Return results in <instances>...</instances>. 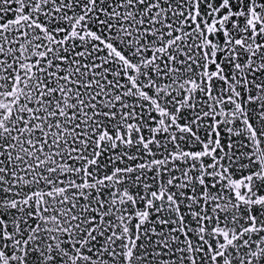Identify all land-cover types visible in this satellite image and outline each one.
<instances>
[{"label": "snow or ice", "instance_id": "snow-or-ice-1", "mask_svg": "<svg viewBox=\"0 0 264 264\" xmlns=\"http://www.w3.org/2000/svg\"><path fill=\"white\" fill-rule=\"evenodd\" d=\"M0 264H264V0H0Z\"/></svg>", "mask_w": 264, "mask_h": 264}]
</instances>
